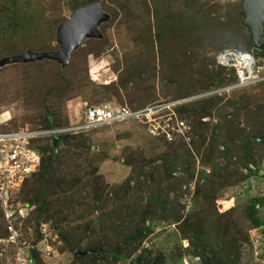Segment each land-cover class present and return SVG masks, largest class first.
I'll use <instances>...</instances> for the list:
<instances>
[{"label": "rangeland", "instance_id": "374dc122", "mask_svg": "<svg viewBox=\"0 0 264 264\" xmlns=\"http://www.w3.org/2000/svg\"><path fill=\"white\" fill-rule=\"evenodd\" d=\"M94 1L109 19L99 23L100 35H84L68 64L9 60L0 68L3 128H50L48 118L56 127L76 125L93 106L140 114L69 133L60 151L70 152L55 167L72 188L62 192L49 178L46 194L49 201L66 200L63 213L50 219L40 203L28 205L40 179L22 188L18 201L31 209L22 231L36 247L38 264H132L140 256L144 264H264V143L243 147L264 129V82L214 92L236 80L235 68L220 64L221 52H251L264 67V50L251 42L245 25L243 0ZM24 2L35 10L36 35L47 49L31 48L19 34L0 44V63L59 52L60 28L88 6L83 0ZM208 92L214 93L200 97ZM206 105L211 110L204 114ZM216 135L223 138L213 150ZM34 143L39 149L46 144ZM251 166L261 175L247 192ZM160 196L169 209L161 207ZM254 198L262 199L261 226L248 215ZM152 203L157 209L143 215ZM1 213L0 207V237ZM144 221L155 229L140 246L122 244V259L107 254ZM74 246L107 249L102 253L108 256L79 259ZM2 251L0 245V264L14 263V250Z\"/></svg>", "mask_w": 264, "mask_h": 264}, {"label": "built area", "instance_id": "2783aa9c", "mask_svg": "<svg viewBox=\"0 0 264 264\" xmlns=\"http://www.w3.org/2000/svg\"><path fill=\"white\" fill-rule=\"evenodd\" d=\"M218 60L226 68H235L237 80L214 91L215 94L235 91L264 81V67L251 52L229 49L221 52ZM213 93L208 92L200 97ZM136 115L140 114L128 107L111 109L108 106H93L87 110L83 123L76 125L45 129H11L3 128L7 124L0 123V207L8 230L7 236L0 237V245L3 246L1 255L6 252L13 254L11 250H14L15 261L12 264H38L36 247L24 237L22 231L23 221L30 215L31 209L22 206L17 197L26 181L41 168L42 153L34 142L48 138L54 143L56 136L85 132L90 128L124 121ZM251 169L255 170V167L251 166Z\"/></svg>", "mask_w": 264, "mask_h": 264}, {"label": "trees", "instance_id": "16d2710c", "mask_svg": "<svg viewBox=\"0 0 264 264\" xmlns=\"http://www.w3.org/2000/svg\"><path fill=\"white\" fill-rule=\"evenodd\" d=\"M32 1L33 0H29V2H32ZM95 2L96 1H94V0H83L84 6L93 4ZM153 2L158 3L157 0H153ZM26 3L27 2H24V0H0V44H3L4 42L11 40L12 38L15 39L20 34V35H22V42H25L31 48L34 47L38 51L46 50L47 47H45L44 45H41V43L39 41V39L41 37L39 35H36L38 33L39 28H40V24H39V21L34 17L35 10L34 9L31 10ZM172 26L174 27V30H176V28H175L176 25L174 26V24H172ZM169 27L170 26L168 24V29H169ZM55 32H56V30H55ZM250 39H251V42H253L252 35H251ZM34 51L37 52L36 50H34ZM220 67H221V69H224L222 66H220ZM233 80H235V79H233ZM236 80H237V76H236ZM236 80L234 82H236ZM262 82H264V81H262ZM259 83H261V82H259ZM229 84H232V83H229ZM229 84H227V85H229ZM241 89H244V88H241ZM202 109L204 110V114H205L206 112L208 113V111L211 110V106L206 105V106H203ZM48 123H49L48 127L58 126L55 124V121L51 118H48ZM223 132H224V130L222 129L220 131V133H223ZM222 135H220V136L216 135V137L213 141V144L211 146L213 150L214 149L217 150L219 148L218 146L221 144L220 139L223 138ZM262 135H264V129L262 131H260L256 137L253 138V142H251V144L248 143V141H244L243 147L245 149H247L250 146H253V144L264 143V140H262V141L258 140L259 137ZM69 136H70V134H65L62 136V139L60 141V146L58 149H56V147L54 146V143L50 139H48V140L44 139L46 144H43L42 147H40V150L42 153V164H41L40 171L35 173L33 176H31L26 181V183L24 185V187H26L29 180H31L35 177L38 178V180L39 179L41 180L40 186H39V184L38 185L36 184V185H34L33 190H32V193L37 192L38 195L36 197L30 199L28 205H31V204L36 203V202L40 203L39 211L46 214V216L50 219L53 216L64 212L63 210L66 208L64 203L66 202V200L61 201V199H60L61 196H59L58 199H56L57 200L56 202L55 201L54 202L49 201V199L46 195L47 194V188L49 186V178H52V179L54 178L55 180H57V183H55L54 185L60 186V187L62 186L63 187L62 192H67L68 190H71V188H72L71 187L72 185L69 184L71 182L68 180L67 176L62 175L60 177L59 171L55 167V160L60 155L63 156L66 154V152H70V150L60 151L62 148V145L64 143L69 144V140H70ZM57 151H58V155L56 153ZM62 152L64 154H62ZM177 162L179 163V161H177ZM250 170L252 172L250 175V177L252 179L258 175H261L260 172H256L251 168H250ZM250 177H249V179H251ZM58 181H59V183H58ZM125 188L128 191H130L132 189L130 178L128 179V183L126 184ZM246 190H247V192H249V186L248 185L246 186ZM159 198H160V202L162 204L161 207L164 210H166L167 205H168V200H164L163 197H161V196ZM261 203H262L261 198H254L252 200L251 205H250L249 210H248L249 218L252 221V223L256 226H261V224H262V222L259 218V214H258ZM155 209H157V208L152 203L150 206L143 207V209H141V213L143 215L149 214V213H152V211H154ZM167 209H169V208H167ZM178 213L179 212L177 211L176 216H179ZM1 214H2L1 216L3 219V213H1ZM169 218H174V215L171 214ZM1 223L3 224L4 229H5L4 230V233H5L4 236H7L8 230L5 226V223H4V221H1ZM154 229H155L154 226H146L145 221L140 223V224H137V227H135L134 230L126 233V235L124 236L125 243H122V242L121 243L117 242L116 244L114 243L115 244L114 246H116L117 251H114V252L108 251L107 254H114L119 259L124 258L122 255V252H124L122 244L130 246V245L138 243V245L140 246V243H142L146 237L151 235L154 232ZM96 246H101V244L96 245ZM73 248H74L75 253H76L78 246L77 247L74 246ZM98 254L108 256L106 253H102V252H99ZM234 254H235L234 251H232V252L229 251L226 254V257L228 259V263L229 262L233 263L236 261V260L233 261V259H232ZM95 255H97V253L85 255V256H77V258L86 259V258H89L91 256H95ZM149 255H151V253H149ZM142 258L143 257L140 256L139 259L132 261V264H144ZM155 264H159V262L156 261Z\"/></svg>", "mask_w": 264, "mask_h": 264}, {"label": "water", "instance_id": "95a60500", "mask_svg": "<svg viewBox=\"0 0 264 264\" xmlns=\"http://www.w3.org/2000/svg\"><path fill=\"white\" fill-rule=\"evenodd\" d=\"M242 13L245 17V25L250 29L255 47L264 50V0H243ZM109 16L102 10L99 3L90 4L79 8L71 21L64 24L59 35L62 38V48L57 53H33L30 52L15 58L5 59L0 63V68L11 61H36L41 59H53L68 64L73 51L80 45L84 35L97 34L99 23L107 21ZM62 137H54L56 149L60 146ZM264 140V135L259 137ZM254 179L250 180L249 189H252ZM99 252H106L103 248L77 249L76 256H85Z\"/></svg>", "mask_w": 264, "mask_h": 264}]
</instances>
